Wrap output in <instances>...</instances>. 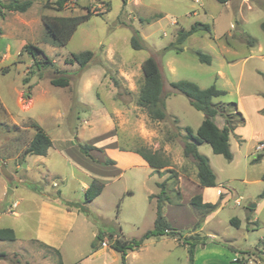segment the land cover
<instances>
[{
  "label": "rangeland",
  "instance_id": "1",
  "mask_svg": "<svg viewBox=\"0 0 264 264\" xmlns=\"http://www.w3.org/2000/svg\"><path fill=\"white\" fill-rule=\"evenodd\" d=\"M56 1L32 0L27 12L0 16V229L12 228L17 236L14 242L0 241V264H58L59 258L63 264H124L111 244L119 238L140 240L154 229L157 209L151 195L160 192L161 182L167 183L171 207L181 214L166 208L164 215L182 236L146 239L128 252L126 264H264V200L259 199L264 153L256 150L261 142L257 139L264 137V95L258 94L264 92V57H258L264 55V0H207L206 8L201 6L204 0H72L62 9ZM89 10L93 15L66 46L48 43L44 16H80ZM195 23L208 24L210 31L192 34L177 46L182 51L172 48L179 32ZM135 32L143 46L139 50L131 44ZM252 40L257 42L253 48ZM27 44L39 46L52 65L38 70L24 49ZM86 50L94 57L80 72L70 60ZM197 51L209 55L212 63H202ZM149 57L158 62L164 93L170 94L163 122L152 121L137 105L141 65ZM60 77L68 79V86L52 84ZM25 78L28 84H23ZM182 80L226 91L213 103L237 104L246 120L244 141L230 134L232 161L214 154L207 143L199 146L217 181L206 194L217 209L206 220L191 206L198 193L196 167L183 154L185 128L196 133L205 116L186 96L173 92L170 84ZM221 121L225 122L218 115L216 122ZM34 125L53 142L46 156H24L37 131ZM78 143L97 149L111 143L122 151L147 149L158 152L170 166L160 173L128 168L125 162L103 166L82 155ZM90 154L96 161L106 160L102 148ZM2 168L13 177L5 176ZM171 170L178 174L174 179H169ZM92 176L101 177L105 187L84 204ZM27 183H34L41 193ZM36 198L53 202L58 210L41 211ZM237 199L241 205H236ZM16 202L19 206L13 207ZM257 202V208H249ZM235 218L239 227L231 223ZM195 232L214 234L215 239L197 245L191 263L184 243ZM99 233L103 241L94 252L92 243ZM34 240L58 249L61 256ZM235 257L240 262L235 263Z\"/></svg>",
  "mask_w": 264,
  "mask_h": 264
},
{
  "label": "trees",
  "instance_id": "2",
  "mask_svg": "<svg viewBox=\"0 0 264 264\" xmlns=\"http://www.w3.org/2000/svg\"><path fill=\"white\" fill-rule=\"evenodd\" d=\"M70 1L72 0H57L56 6L58 9H62ZM217 1L221 4H226L230 0ZM32 4V0H11L9 2H3L0 0V16H4L6 12L25 13L32 6ZM92 15V12L89 10L87 14L80 16H44L42 18V22L45 26L48 43L54 47L66 46L79 26L88 21ZM261 28L264 30V20L261 23ZM201 29L210 31V26L208 24L195 23L189 30H183L179 32L176 43H173L170 46L177 51H182V48L177 46L183 44L192 34ZM254 43L255 40H252L249 42V45L253 46ZM131 44L134 49H142L143 46L140 42L139 32L134 33L131 39ZM24 49L34 60V64L38 70L42 69L43 64L49 63L52 65L53 62L51 59L39 46L35 44H27ZM196 55L202 63H212V59L209 55H206L201 51H197ZM40 57H43L44 61H41ZM93 57L94 52L86 50L77 54H72L70 61L71 63L78 64L80 72H83L92 61ZM141 70L143 73V83L140 88L137 105L146 111L147 115L152 121L163 122L168 117L166 111V100L170 94L164 93V83L160 66L153 57H149L143 61ZM28 81V78L23 79V84H28ZM52 84L56 87H66L68 86L69 81L65 77H60L53 79ZM170 86L173 89V92L186 96L190 105L197 111L202 112L205 116L196 133H194L189 127L185 128L187 136L184 141L183 154L186 158H191L193 160L196 167L197 182L201 187H217L216 175L210 166L209 159L199 152V146L207 143L210 145L214 154L222 155L226 160L232 161L233 153L231 151L230 134L234 133L237 127L243 126L245 124V119L239 112L237 104L213 103V99L223 97L227 94L226 91L219 89L216 85L202 89L192 81L182 80L173 82L170 84ZM26 96L30 97L31 94L28 93ZM218 115L224 118L225 124L223 127H219L215 121ZM34 126L37 128V131L27 146L24 156H46L48 150L53 146V142L50 136L45 131H43V129H41L38 125ZM78 147L82 155L89 158L90 160L95 161V163H99L103 166L116 164L114 160L108 158L104 162L94 160L90 152L92 150L100 151V149H97L95 146L78 143ZM133 152L140 155L156 173H160L161 169L170 166V163L162 159L158 152H152L147 149H141ZM261 158L262 155L259 156L257 161H259ZM177 176L178 174L171 170V176L169 179H174ZM262 180L264 181V174L262 175ZM27 186L32 191L41 193L40 188L34 183H27ZM157 186L160 189V192L155 196L157 199V217L155 220L154 229L147 231L140 240H122L119 238L115 239L111 244V249L121 255V259L124 264H126L128 252L138 249L146 239L162 236L173 238L182 236L181 232L173 228L168 223L164 215V206L166 204H172L170 196L168 195L167 183L161 182L158 183ZM104 187L105 183L103 181L96 178L92 179L90 186L85 191L84 204L90 203L100 196L104 190ZM259 199H264V190L260 193ZM191 206L202 215L203 219H205L210 213L217 209L215 204L204 202L203 197L200 194L192 197ZM81 210L88 212L86 211L87 209L85 207H81ZM200 223L196 225V229L199 228ZM231 223L236 227H239L240 225V221L236 218L232 219ZM110 237L113 238V234H111ZM16 240L17 236L12 228L0 229V241L14 242ZM207 240L208 239L206 237H203L198 233H194L189 238L185 239L184 244L188 246L189 260L191 263L194 262L196 246L205 245ZM34 241L39 243V245L43 248L51 249L55 251L58 256H61L58 249L53 248L39 240ZM102 241L103 234L99 233L96 241L92 243V249L94 252L101 248L97 245V242ZM1 256L3 259H7L5 254H2ZM12 264H19V262L15 261ZM58 264H63L61 258H59ZM243 264H245L244 261Z\"/></svg>",
  "mask_w": 264,
  "mask_h": 264
},
{
  "label": "crops",
  "instance_id": "3",
  "mask_svg": "<svg viewBox=\"0 0 264 264\" xmlns=\"http://www.w3.org/2000/svg\"><path fill=\"white\" fill-rule=\"evenodd\" d=\"M212 1V0H211ZM214 1V0H213ZM215 1H217V0H215ZM231 1V0H230ZM229 1V2H230ZM218 2V1H217ZM201 6L203 7V8H206V6H207V0H204V2L201 4ZM173 24L175 25L176 23H175V21L173 22ZM256 44H257V42L255 41V43H254V45L253 46H250L251 48H253V47H255L256 46ZM261 50H262V48L260 47V45H259V48H258V52L259 53H261ZM251 57H253V55H249V57L248 58H251ZM258 57L259 58H262V57H264V55L263 54H259L258 55ZM247 60V59H246ZM222 74V73H221ZM258 94H261V95H264V92L263 91H260V92H258ZM1 101V100H0ZM3 103V102H2ZM264 111V110H263ZM216 121V120H215ZM217 123V122H216ZM224 124H225V122L224 123H222V121L220 122V123H217V125L219 126V127H223L224 126ZM243 126H246V120H245V124L243 125ZM243 126H239V127H237L236 129H235V131H234V135H236V137H237V139H238V141H244L245 140V138H244V133H243V129H245ZM255 135V134H254ZM253 135V136H254ZM34 137V136H33ZM264 138V137H263ZM263 138H260V139H257V141L259 142V141H262L263 140ZM97 147V146H96ZM101 148L103 149V155L106 157V159L108 158V159H112V160H114L115 162H116V164H115V166H117V165H120V164H122L121 162H125L127 165V167L128 168H142V169H150V170H153L149 165H148V163L140 156V155H138L137 153H135V152H133V151H122V150H120L117 146H115L113 143H111V145H106V146H104V147H100L99 149H100V152H101ZM200 150V149H199ZM49 151V150H48ZM113 153L115 154V155H113ZM47 155H48V153H47ZM209 163H210V166H211V162H210V160H209ZM17 167V166H16ZM211 168H212V166H211ZM154 171V170H153ZM92 179H94V176H92L91 177V180ZM96 179H98V180H101V181H103L102 180V178L101 177H98L97 176V178ZM104 182V181H103ZM222 186V185H221ZM86 189L88 188V186H86L85 187ZM215 188V187H214ZM196 189L198 190V193L196 194V195H198V194H200V195H202V197H203V201L204 202H209V200H208V198L206 197V194L208 193V191H209V189H211V188H203V187H201L199 184H198V182L196 183ZM157 194H153V195H151V196H154V201H156L157 199L155 198V196H156ZM35 200V202L38 204V205H40L41 206V208H43L41 211H45L46 213L48 212L49 214H51L52 212H55V211H57L58 209H57V207H55V206H53L51 203H53V202H49L47 199H43V198H36V199H34ZM238 200V199H237ZM261 200H264V199H261ZM209 203H211V202H209ZM16 204V207H18L19 206V204H18V202H16L15 203ZM56 204V203H55ZM54 204V205H55ZM176 207L177 208H180V207H182L181 206V204H180V206L178 207V205H176ZM258 207V202H257V206H256V208ZM166 208H169L170 209V211H174L175 213H177V214H180V210L178 209V210H175V208H172L171 207V205L169 204V205H165L164 206V209H166ZM70 212V211H69ZM14 214H17V213H15L14 212ZM180 216H181V214H180ZM207 218V217H206ZM206 218H205V220H206ZM196 219V218H195ZM240 221V220H239ZM200 228V227H199ZM195 233H197V232H195ZM200 235L201 236H203V237H206L207 239H215V235L214 234H210V235H206V236H204V235H202L201 233H200ZM163 237V236H162ZM42 242V241H41ZM44 243V242H43ZM46 244V243H45ZM48 245V244H47ZM97 252V251H96ZM234 262L236 263V262H240V258H238V257H235L234 258Z\"/></svg>",
  "mask_w": 264,
  "mask_h": 264
},
{
  "label": "built area",
  "instance_id": "4",
  "mask_svg": "<svg viewBox=\"0 0 264 264\" xmlns=\"http://www.w3.org/2000/svg\"><path fill=\"white\" fill-rule=\"evenodd\" d=\"M231 27H234L233 25ZM256 150L257 152H262L264 153V141H261L258 143V145L256 146ZM236 205H241V200L238 199L235 201ZM13 207H16V204L13 205Z\"/></svg>",
  "mask_w": 264,
  "mask_h": 264
},
{
  "label": "water",
  "instance_id": "5",
  "mask_svg": "<svg viewBox=\"0 0 264 264\" xmlns=\"http://www.w3.org/2000/svg\"><path fill=\"white\" fill-rule=\"evenodd\" d=\"M2 172L7 177H13L12 174L10 172H8L5 168H2ZM256 206H257V204H251L249 206V208L253 209V208H256Z\"/></svg>",
  "mask_w": 264,
  "mask_h": 264
}]
</instances>
